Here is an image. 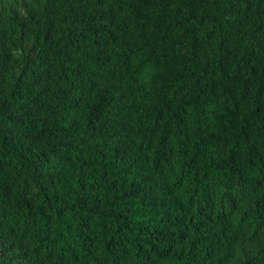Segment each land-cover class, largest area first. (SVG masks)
<instances>
[{
  "label": "trees",
  "instance_id": "trees-1",
  "mask_svg": "<svg viewBox=\"0 0 264 264\" xmlns=\"http://www.w3.org/2000/svg\"><path fill=\"white\" fill-rule=\"evenodd\" d=\"M0 264H264V0H0Z\"/></svg>",
  "mask_w": 264,
  "mask_h": 264
}]
</instances>
